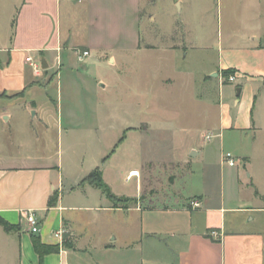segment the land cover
Listing matches in <instances>:
<instances>
[{"label": "crops", "instance_id": "0c3cea01", "mask_svg": "<svg viewBox=\"0 0 264 264\" xmlns=\"http://www.w3.org/2000/svg\"><path fill=\"white\" fill-rule=\"evenodd\" d=\"M41 1L44 0H0L2 5L19 6L15 14L11 13L12 35L0 43V218L7 223L0 224L4 242L0 264H264V189L246 167L255 157L254 148L264 152V97L259 95L264 90V43L258 39L259 34L248 35L239 45L229 41L228 52L239 46L243 63L221 62L210 70L209 73H218L209 77L213 78L219 100L210 102L205 98L206 104L217 108L213 121L208 120L207 111L199 119L194 118L208 121L196 132L202 142L190 131L194 119L183 134L168 129L177 136L173 147L182 148V162L188 165V173L194 171L192 160L205 148L206 138L201 133L219 135L223 140L228 134L232 140L229 149L239 160L233 180L237 194H226L223 178L217 188L209 190L208 178L202 175L200 188L193 189L182 202L141 205V201H134L140 192L135 179L131 190L113 191L111 172L118 165L105 162L108 158L103 163L102 159L91 163L87 169L76 165L67 174L62 160L50 153L26 155L9 147V142L14 141L7 131L10 123L18 133L28 125L29 130L38 129L42 134L61 131L59 93H50L55 79L34 73V77L30 76L26 65L28 58L45 59L49 68L58 55L62 60L65 54L71 59L62 37H68L72 22L86 23L84 18L75 17L81 14L79 5L88 0H52V11L35 14L48 18L52 12L55 17V29L49 25L42 33L31 14ZM228 1L226 12L232 15L242 2ZM30 23L28 34L25 31ZM228 68L237 70L234 83L218 79L221 70ZM227 86L233 93L227 91L221 97V89ZM204 88L208 90V84ZM67 123L72 124L69 120ZM221 150L222 160L223 146ZM95 169H101L102 179L114 195L131 197L135 203L115 206L102 190L83 181ZM123 172L122 169L120 177L124 182L139 176L127 179ZM195 197L200 206L193 209L190 200ZM27 211L34 212L39 220L37 233H32L25 221ZM95 216L102 219L99 227L92 226ZM212 230L218 236H211ZM33 237L56 250L40 257L33 247ZM12 246L16 247L15 257L10 254Z\"/></svg>", "mask_w": 264, "mask_h": 264}, {"label": "rangeland", "instance_id": "374dc122", "mask_svg": "<svg viewBox=\"0 0 264 264\" xmlns=\"http://www.w3.org/2000/svg\"><path fill=\"white\" fill-rule=\"evenodd\" d=\"M240 1V9L232 15L226 12L228 0H88L79 5L81 14L75 19L84 18L86 23L72 22L68 37H62L71 59L67 54L63 60L58 55L49 70L41 66L39 74L55 79L50 93H59L62 129L42 134L38 129L29 130L28 125L18 133L10 123L7 131L14 140L9 142L10 149L26 155L50 153L62 160L67 174L76 165L87 169L108 158L105 162L118 165L111 172L113 191L131 190L135 179L140 192L134 201L141 205L182 202L200 188L202 175L208 178L209 190L217 188L223 178L226 194H237L233 183L236 166H228L220 155L223 146V154L230 151L235 156L229 149L232 140L228 134L224 140L219 135L205 139L202 153L190 163L194 171L188 173L182 148L173 147L178 141L173 132L181 134L192 119L206 111L209 121L215 119L217 108L205 103V98L219 100L210 70L221 62L243 63L239 46L228 52L229 41L239 45L248 35L259 34L264 43V0H237L236 4ZM38 4L31 13L37 30L43 33L49 25L55 29L52 12L48 18L36 16L52 11V0ZM16 7L0 4V43L12 35L11 13H16ZM30 25L23 32L28 33ZM86 40L90 45H85ZM85 50L90 55L83 56ZM26 71L34 77L29 65ZM227 91L233 93L232 87L221 89V97ZM259 95L264 97V90ZM229 107L233 108L231 101ZM207 123L195 120L190 129L199 142L198 133ZM207 133L201 137L210 135ZM254 153L246 167L264 189V152L254 148ZM122 169L127 176L128 171L137 170L139 176L124 182ZM94 176L102 179L101 169ZM108 191L115 206L135 203L131 197L114 195L109 187ZM92 219V226L99 227L101 217ZM3 246L0 238V249ZM11 248L15 257L16 247Z\"/></svg>", "mask_w": 264, "mask_h": 264}, {"label": "built area", "instance_id": "2783aa9c", "mask_svg": "<svg viewBox=\"0 0 264 264\" xmlns=\"http://www.w3.org/2000/svg\"><path fill=\"white\" fill-rule=\"evenodd\" d=\"M72 1H76L79 2L81 0H72ZM83 56H87L89 55L88 51H84ZM28 62L29 65L32 68V71L35 75H39L40 71H41V62H37L32 58H28ZM219 77L221 78V80H223V82H228V83H232L236 80V75L234 73L228 74L227 76L222 75V73L219 74ZM211 137V135H205V138L207 140H209ZM222 161L225 162L228 166H235L238 164L239 160L233 156V154H231L230 152H225L222 156ZM132 172L130 171V173L127 176V179L130 178L132 176L131 174ZM200 206V201L198 198H191L190 200V207L193 209H196ZM25 221L27 222V224L30 226V230L32 233H37L39 231V220L36 216V214L34 212L31 211H27L25 214ZM56 235H60V232L56 233ZM210 235L211 236H218V232H216L215 230L210 231Z\"/></svg>", "mask_w": 264, "mask_h": 264}, {"label": "trees", "instance_id": "16d2710c", "mask_svg": "<svg viewBox=\"0 0 264 264\" xmlns=\"http://www.w3.org/2000/svg\"><path fill=\"white\" fill-rule=\"evenodd\" d=\"M233 72H234V70L231 68L224 69L221 71L222 75H224V76H227L228 74H231ZM224 83H228V82H224ZM96 171H97V169H95L91 173H89V175H87L83 179V181H86V182L92 184L94 187L102 190V192L107 194V196H110L107 184L105 182H103L101 178L99 179L96 176H94V173ZM0 224H2L4 226L7 225V223L1 218H0ZM32 243H33V247H34L35 251L37 252V254L40 257H43V255L56 250V248L54 246L43 244L38 237H33Z\"/></svg>", "mask_w": 264, "mask_h": 264}, {"label": "water", "instance_id": "95a60500", "mask_svg": "<svg viewBox=\"0 0 264 264\" xmlns=\"http://www.w3.org/2000/svg\"><path fill=\"white\" fill-rule=\"evenodd\" d=\"M40 62H41V66H42L43 69H47L48 68V64H47L45 59H41ZM217 75H218L217 72H214V73L211 74V76H213V77H215ZM238 90H239V88H238Z\"/></svg>", "mask_w": 264, "mask_h": 264}, {"label": "bare ground", "instance_id": "6f19581e", "mask_svg": "<svg viewBox=\"0 0 264 264\" xmlns=\"http://www.w3.org/2000/svg\"><path fill=\"white\" fill-rule=\"evenodd\" d=\"M131 172L132 176H137L139 174L137 170H132Z\"/></svg>", "mask_w": 264, "mask_h": 264}]
</instances>
